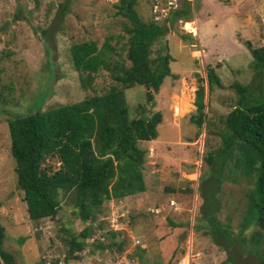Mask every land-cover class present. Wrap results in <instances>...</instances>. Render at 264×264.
Wrapping results in <instances>:
<instances>
[{"label": "rangeland", "instance_id": "rangeland-1", "mask_svg": "<svg viewBox=\"0 0 264 264\" xmlns=\"http://www.w3.org/2000/svg\"><path fill=\"white\" fill-rule=\"evenodd\" d=\"M117 2L0 0L3 247L18 264H257L264 237L253 238V225L243 228L241 222L246 193L252 187L250 179L232 173L222 181L215 195L219 202L215 216L224 230L221 234L211 231L202 194L207 193L206 179L211 171L203 157L220 145V119L239 97L232 84L247 86L250 99L260 96L261 74H254L249 67L251 55L244 41L253 47L264 44V0H189L185 4L186 22L181 12L156 22L154 0H134L133 8L142 20L167 26L150 45L149 57L171 56L169 74L154 93L151 105L145 102L141 84L124 88L129 118L137 115L138 105L161 114L157 136L139 141L147 150L145 190L103 201L97 218L84 222L72 216V194L59 191L54 217L29 219L23 192L16 185L7 120L16 113L80 101L115 83L100 69L90 86L81 87L69 46L87 39L100 45L112 35L110 44L124 57L122 23L127 20L117 12ZM195 24L205 41L196 38ZM206 65L214 67L222 85L212 84L210 92ZM198 84L204 87L200 125L192 119ZM180 181L182 186H178ZM86 225L92 231L83 249L75 251L76 256L65 255L61 238L78 234Z\"/></svg>", "mask_w": 264, "mask_h": 264}, {"label": "trees", "instance_id": "trees-1", "mask_svg": "<svg viewBox=\"0 0 264 264\" xmlns=\"http://www.w3.org/2000/svg\"><path fill=\"white\" fill-rule=\"evenodd\" d=\"M188 1L178 0L172 14L179 16L181 12L183 20H188ZM133 4L134 0H118L115 4L117 12L127 20L122 23L126 35L124 57L110 44L112 35H107L100 45L87 39L69 46L81 87L90 86L100 69L107 71L114 84L80 101L44 111L16 113L7 120L16 185L23 192L31 220L54 217L59 191L72 194V216L84 222L97 218L103 201L145 190L143 164L147 150L139 146V141L157 136L161 114L138 105L137 115L129 118L124 88L141 84L145 102L151 105L154 93L169 74L171 56L163 53L149 57L150 45L166 32L167 26L142 20ZM61 6L65 9V4ZM244 44L251 55L249 67L254 74H261L260 96L252 95L250 99L247 86L232 84L239 97L220 119V145L203 157L211 171L206 179L207 193L202 195L206 198L205 217L213 225L211 231L224 233L215 216L219 206L215 195L232 173L249 178L252 187L246 193L247 207L241 222L243 228L253 225L251 235L259 239L264 237V44ZM205 78L208 92L212 84L222 86L211 65H206ZM203 97L204 87L198 84L193 100L196 112L192 117L197 125L203 121ZM91 231L90 225H86L78 234L61 238L65 255L76 256L75 251L83 249ZM3 239L4 227L0 224V264H18L3 247ZM257 264H264V250Z\"/></svg>", "mask_w": 264, "mask_h": 264}, {"label": "built area", "instance_id": "built-area-1", "mask_svg": "<svg viewBox=\"0 0 264 264\" xmlns=\"http://www.w3.org/2000/svg\"><path fill=\"white\" fill-rule=\"evenodd\" d=\"M178 0H154L152 4V12L155 20L166 18L177 6Z\"/></svg>", "mask_w": 264, "mask_h": 264}, {"label": "crops", "instance_id": "crops-1", "mask_svg": "<svg viewBox=\"0 0 264 264\" xmlns=\"http://www.w3.org/2000/svg\"><path fill=\"white\" fill-rule=\"evenodd\" d=\"M205 1V0H204ZM185 22L187 21V20H184ZM195 21H196V24H197V20L195 19ZM189 32V31H188ZM191 33V32H190ZM196 38L199 40V41H205V40H203L202 39V36H201V33H200V30H199V28H198V25H197V35H196Z\"/></svg>", "mask_w": 264, "mask_h": 264}, {"label": "clouds", "instance_id": "clouds-1", "mask_svg": "<svg viewBox=\"0 0 264 264\" xmlns=\"http://www.w3.org/2000/svg\"><path fill=\"white\" fill-rule=\"evenodd\" d=\"M173 11H174V10H173ZM170 13L172 14V12H170ZM170 13H169V15H170ZM169 15H168V16H169ZM168 16H167V17H168ZM167 17H166V18H167ZM166 18H164V19H162V20H160V21H163V20H165ZM158 21H159V20H156V22H158ZM195 27H196V30H197V25H196V24H195ZM188 33H190V32H188ZM190 34H193V33H190ZM195 35H197V34H195Z\"/></svg>", "mask_w": 264, "mask_h": 264}, {"label": "water", "instance_id": "water-1", "mask_svg": "<svg viewBox=\"0 0 264 264\" xmlns=\"http://www.w3.org/2000/svg\"><path fill=\"white\" fill-rule=\"evenodd\" d=\"M184 183H183V181H180L179 183H178V186H182ZM164 212V211H163Z\"/></svg>", "mask_w": 264, "mask_h": 264}]
</instances>
